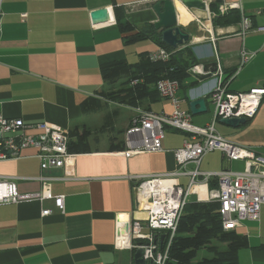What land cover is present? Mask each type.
<instances>
[{
	"label": "crops",
	"instance_id": "1",
	"mask_svg": "<svg viewBox=\"0 0 264 264\" xmlns=\"http://www.w3.org/2000/svg\"><path fill=\"white\" fill-rule=\"evenodd\" d=\"M155 1L0 0V114L21 118L26 134H36L35 124L39 122L68 132L75 127L90 130L86 138L90 151L73 152L64 168L42 172L32 147L24 149L19 158L0 160V176L13 177L19 192L64 195L63 212L52 199L0 202V264H134L130 249L114 246L119 217H145L144 211L135 209L136 183L130 176L174 170V150L181 146L184 134L165 128L158 151L110 150L109 133L97 132L107 111L117 109L119 115L122 107L132 111L122 128L115 123L121 140L137 109L148 107L168 113L172 104L162 97L145 100L136 108L109 101L107 109L92 113L83 112L80 105L89 97L105 102L98 96L107 88L100 71L102 64L119 60L134 63L140 54L158 47L150 39L143 44H126L123 36L128 33L119 32L113 6L122 7L137 30L157 19ZM206 1L207 11L190 10L180 4L190 18L186 22L178 19L190 34V40L178 47L189 46L198 65L197 73L189 70L177 91L180 107L189 110V102L196 98L206 101L204 111L192 114L196 125L213 118L209 93L217 77L215 54L228 90L264 86V29H260L264 27V0ZM213 2L218 11L210 9ZM101 7L108 9L110 19L93 23L90 12ZM230 7L238 10L239 20L213 26L212 17ZM244 20L251 28L243 33ZM241 49L250 57L237 69ZM134 55H138L137 60L130 62ZM214 127L227 140L253 148L264 164V97L255 115L245 123L231 127L216 119ZM193 166L187 164L188 168ZM243 167V160L229 161L217 150L205 154L199 164L201 171H240ZM42 173L60 178L42 184L35 179ZM177 180L186 186L188 177L179 176ZM199 188L201 196L211 189L208 184ZM43 208L51 212L42 215ZM234 230L249 241L248 247L237 252L238 264H264V207L258 220H243Z\"/></svg>",
	"mask_w": 264,
	"mask_h": 264
},
{
	"label": "built area",
	"instance_id": "2",
	"mask_svg": "<svg viewBox=\"0 0 264 264\" xmlns=\"http://www.w3.org/2000/svg\"><path fill=\"white\" fill-rule=\"evenodd\" d=\"M242 25L243 33L251 28L249 22L245 21ZM148 57L164 62L169 59L170 51L158 46L148 53ZM215 57L217 77L209 93L213 105V118L210 122L204 125L194 124L191 112L180 107L178 82L163 78L157 81L156 89L162 98L170 101L172 110L167 113L137 109L123 131L126 152L161 150L165 128L184 134L181 146L174 150V170L161 174L130 176L136 183L133 187L135 209L144 211L145 217L117 221L114 246L131 251L141 247L145 262L169 264V247L190 194H194L197 201L205 199L220 203L219 213L224 229L234 230L243 220H258L260 210L264 207V164L253 148L227 140L214 127L216 119L253 117L264 97V86L251 87L246 91L228 90L222 79L221 65L216 54ZM249 57L248 52L241 49L237 69ZM35 126L38 130L36 134H26L23 132L25 124L21 118H7L0 114V160L19 158L24 149L32 147L42 172L66 167L74 156L67 150L68 130L53 128L45 122L36 123ZM214 150L220 151L229 161L243 160V169L201 171L199 164L202 157ZM188 163H192L193 168H188ZM179 176L188 177L186 186L178 182ZM12 178L0 176V202L52 199L54 206L61 212L64 211V195L53 196L43 191L21 193L16 189ZM53 178L60 177H50L44 173L35 177L42 184L49 183ZM211 178H216L217 186L208 191L206 189L205 197H202L199 187L205 186ZM50 212L47 208L41 210L42 215Z\"/></svg>",
	"mask_w": 264,
	"mask_h": 264
},
{
	"label": "trees",
	"instance_id": "3",
	"mask_svg": "<svg viewBox=\"0 0 264 264\" xmlns=\"http://www.w3.org/2000/svg\"><path fill=\"white\" fill-rule=\"evenodd\" d=\"M210 5L212 11H218L217 4L213 2ZM113 11L119 32L128 33L123 36L126 44L150 39L158 46L169 50L170 57L164 62L154 61L145 51L134 63L119 60L102 64L100 71L107 88L99 91L98 96L105 102L102 103L96 98H86L80 105V109L86 113L107 109L106 104L109 101L134 108L141 107L143 101H152L161 97L156 89L158 80L173 79L180 87L190 68L197 62L189 46L173 49L162 42L161 30L156 29L154 23H145L135 30L137 26L128 21L122 7L114 5ZM237 20H239L238 10L230 7L224 13L212 17L211 22L213 26H218ZM142 109L152 111L148 107ZM118 116L117 109L107 111L103 125L97 130V132L109 133L110 150L126 148L123 139H118L117 133L121 131L115 128ZM89 134L90 130L85 127H75L68 134L67 150L71 153L89 152L90 148L86 140ZM207 184L209 188H215L216 178H211ZM219 208L218 201L186 202L169 247V264H238L237 252L240 248L248 247L249 241L245 235L222 227ZM215 242L223 244L225 248L220 249ZM201 249H204L208 255L196 258ZM147 263L149 262H145Z\"/></svg>",
	"mask_w": 264,
	"mask_h": 264
},
{
	"label": "water",
	"instance_id": "4",
	"mask_svg": "<svg viewBox=\"0 0 264 264\" xmlns=\"http://www.w3.org/2000/svg\"><path fill=\"white\" fill-rule=\"evenodd\" d=\"M178 4H183L190 10H208V3L206 0H157L153 3V10L157 15V19L154 21V27L161 30V41L173 49L190 40V34L183 30L182 25L178 23ZM109 15L110 13L105 7L97 8L90 12V17L93 23L106 21L110 19ZM190 71L197 73L195 67L190 68ZM205 108L206 101L202 97L192 99L189 102V111L191 114L204 111ZM246 121L247 119L244 117L220 118V122L231 127H237L239 124L245 123ZM120 220L121 219L119 217L117 221L120 222ZM132 253L134 264H145V261L142 257L143 250L141 247H137L132 251ZM150 264L153 263L150 262Z\"/></svg>",
	"mask_w": 264,
	"mask_h": 264
},
{
	"label": "rangeland",
	"instance_id": "5",
	"mask_svg": "<svg viewBox=\"0 0 264 264\" xmlns=\"http://www.w3.org/2000/svg\"><path fill=\"white\" fill-rule=\"evenodd\" d=\"M136 43H141V44H143V41H142V42H141V41H140V42H136ZM132 47H133V49H137L136 46H135L134 44H132ZM143 50H146V49H143ZM137 58H138V55H134V57H131V59H130L129 61H130V62H133V61L137 60ZM131 113H132V111H131L129 108H126V107H122V108H121V113H120L119 117L117 118V126H118L119 128H122V127L125 125V123L127 122L128 117L131 115ZM100 122H102V121L100 120ZM120 135H121V134H120ZM195 197H196V196H195L194 194H192V195H190V196L188 197V200L190 201V200L194 199ZM215 243L217 244V246H218L220 249H224V248H225L223 244H221V243H217V242H215ZM203 255H208V253H207L204 249H201V250L198 252L196 258H200V257L203 256Z\"/></svg>",
	"mask_w": 264,
	"mask_h": 264
},
{
	"label": "bare ground",
	"instance_id": "6",
	"mask_svg": "<svg viewBox=\"0 0 264 264\" xmlns=\"http://www.w3.org/2000/svg\"><path fill=\"white\" fill-rule=\"evenodd\" d=\"M178 19L181 22H186L189 18H190V14L185 10V8L183 6H181L180 4H178ZM121 218V217H120Z\"/></svg>",
	"mask_w": 264,
	"mask_h": 264
}]
</instances>
